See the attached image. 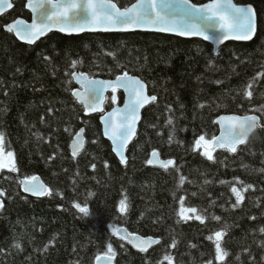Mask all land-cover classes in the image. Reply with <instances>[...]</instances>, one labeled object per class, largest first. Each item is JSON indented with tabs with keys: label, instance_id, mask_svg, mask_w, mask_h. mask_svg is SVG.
<instances>
[{
	"label": "trees",
	"instance_id": "trees-1",
	"mask_svg": "<svg viewBox=\"0 0 264 264\" xmlns=\"http://www.w3.org/2000/svg\"><path fill=\"white\" fill-rule=\"evenodd\" d=\"M114 1L120 7L134 2ZM235 1L254 5L258 35L251 43H227L217 55L202 40L143 32L77 37L52 33L26 45L4 27L18 17L30 20L23 1L0 17V133L18 169H0V190L5 191L0 197V264H96L95 256L109 243L116 264H157L165 252L172 255L173 264H203L209 259L213 264H264V128L235 153L214 151L211 161L200 154L202 147L192 150L200 135L210 139L219 134L213 121L221 115L254 114L264 125V112L256 111L264 105V0ZM72 61H77L75 69ZM125 70L143 79L157 100L145 109L124 166L103 136L100 115L86 117L72 96L78 86L71 73L111 79ZM246 91H252L251 99ZM116 94L115 103L113 93L108 95L106 111L123 103V92ZM169 117L172 125L167 124ZM82 127L86 147L73 158L71 142ZM154 149L162 159H173L175 166L165 170L147 165ZM33 175L45 181L52 195L36 199L23 191L18 181ZM181 175L186 179L177 189ZM237 180L253 187L243 193V204L232 208L231 187H242ZM180 196L186 207H195L204 217L203 224L194 218L177 223ZM125 197L127 211L121 214L118 205ZM74 203L87 206L90 215L79 213ZM225 224L230 227L219 242L228 256L217 261L213 234ZM110 225L161 242L140 253L112 235ZM173 238L175 248L170 247Z\"/></svg>",
	"mask_w": 264,
	"mask_h": 264
},
{
	"label": "snow or ice",
	"instance_id": "snow-or-ice-1",
	"mask_svg": "<svg viewBox=\"0 0 264 264\" xmlns=\"http://www.w3.org/2000/svg\"><path fill=\"white\" fill-rule=\"evenodd\" d=\"M11 9L13 5L9 0H0V14L4 9ZM26 7L33 13L31 23H27L23 19H16L12 23L5 25L8 33H14L16 38L22 40L28 45H32L40 36L56 29L61 32L72 34L83 31H135L137 29L169 32L180 36H198L205 41H212L219 45L225 40L241 39L250 40L256 32V12L251 5L238 6L232 0H211V2L196 5L190 0H134L130 5L119 7L114 0H26ZM218 54V53H217ZM45 60L49 57L45 56ZM77 61L71 62V67L75 69ZM19 71V68L17 69ZM68 75V73H66ZM260 75H264L261 73ZM71 80L80 86L79 89L71 90L72 96L83 107L85 115L90 112H103L104 93L111 90L113 95L111 101L116 102L118 89H123L127 96L122 108H115L112 112L101 117V123L104 125V136L111 141L112 151L120 158L121 164H126L124 152L128 143L136 134V124L140 119V109L150 102L157 100L156 95H148L146 93V83L135 76L129 75L125 70L122 74L115 76L114 80L94 79L90 74L79 71L71 73ZM71 80L68 83H71ZM248 89L252 88V83L247 85ZM249 99L252 98V91L244 93ZM204 107V105H200ZM170 110V109H169ZM49 113L53 111L48 109ZM256 111L264 112V105ZM43 120L44 118L41 117ZM260 117L256 115H221L213 123L220 126L219 135H213L210 139H206L205 135H200L195 140L193 151H198L203 147L201 155L208 160H213V152L215 149H224L230 153H235L237 147L246 144L249 136L258 128H264L260 123ZM168 125L173 124V119L169 117ZM67 130V129H66ZM174 130V129H173ZM84 128H80L76 133L75 139L72 141V155L75 158L80 150L84 147L83 139ZM40 139L39 133H36ZM172 140L170 134L169 141ZM93 143L96 141L93 140ZM4 137L0 133V169L7 168L9 172H16L14 154L8 151L6 154L3 149ZM158 164L159 167L167 170L170 166H175L173 159L166 161L159 159V153L154 149L151 152V158L146 160L147 165ZM95 170L96 165H91ZM107 168V162H105ZM247 167V166H245ZM179 172V168H175ZM264 172V168L260 169ZM185 177L180 176L177 184L179 189L185 182ZM24 192L34 196H50L52 190L47 187L38 176H25L18 181ZM205 184L209 183L207 179ZM224 183V181H221ZM242 185L238 188L231 187V192L235 196V202L232 208H237L244 202V192L253 186L251 184L244 185L242 181L237 180ZM92 195L91 192L88 193ZM196 195V193H192ZM5 196V191L0 190V197ZM126 197L119 201L118 211L121 214L126 213L127 204ZM214 203V202H213ZM179 209L176 215L180 220L187 222L189 219H196L201 224L204 223V217L197 215L195 207H186L183 196L179 197ZM3 201L0 200V209H3ZM73 207L82 213L85 217L90 215L87 206H81L80 203H74ZM186 213H192L188 216ZM213 219L219 221V216H213ZM255 219V217H251ZM112 235L119 236L121 240H128L129 243L136 247L140 252H147L152 244H160L159 239L148 237L146 240L140 236H133L125 229L111 226ZM230 226L225 224L224 229L215 231V260L223 261L228 256V252L221 246L224 233ZM260 232L264 233V227L260 228ZM213 235H208L207 240L213 241ZM177 241L173 238L170 245L175 248ZM123 247V245H121ZM17 249L20 244L14 245ZM47 251V247L44 249ZM113 246L109 243L107 250L95 256L96 264H112L115 258ZM236 260H240L237 255ZM173 264L171 254L165 252L162 260L157 264ZM203 264H213V260L209 259Z\"/></svg>",
	"mask_w": 264,
	"mask_h": 264
},
{
	"label": "water",
	"instance_id": "water-1",
	"mask_svg": "<svg viewBox=\"0 0 264 264\" xmlns=\"http://www.w3.org/2000/svg\"><path fill=\"white\" fill-rule=\"evenodd\" d=\"M15 1H18V0H9V2L13 5V7L11 8V9H8V8H6L5 7V9H4V12H3V14H0V17H2V16H4L5 14H7V13H9V12H11L12 10H14V8H15ZM25 2H26V0H24ZM115 2V1H114ZM190 2L191 3H194L192 0H190ZM209 2H211V1H208V2H206V3H209ZM232 2L234 3V4H236V5H238V6H247V5H251V6H253V8H254V10H255V12H256V32H255V34L253 35V37H252V39H250V40H241V39H230V40H225V41H223L222 43H220L219 45H217V44H215V43H213L212 41H205V40H203V38H201V37H198V36H191V37H188V36H180V35H176V34H174V33H169V32H155V31H149V30H143V29H137V30H135V31H111V32H105V31H83V32H79V33H75V32H73L72 34H68V33H66V32H61V31H58V30H56V29H53L52 31H50V32H48L47 34H45V35H43V36H40L39 37V39H37L36 40V42L34 43V44H32V45H35L36 43H38L40 40H42V39H44V38H46L47 36H49L50 34H52V33H58V34H61V35H64V36H68V37H77V36H81V35H84V34H120V33H124V34H127V33H136V32H143V33H155V34H161V35H168V36H173V37H177V38H181V39H184V40H195V39H198V40H202V41H204V42H206V43H209L210 45H212L213 46V48H214V52H215V54L217 55V53H219L220 52V49L222 48V46H224L225 44H227V43H230V42H236V43H251V42H253L255 39H256V37H257V35H258V30H259V17H258V13H257V10H256V8L254 7V5H252V4H238L235 0H232ZM206 3H202V4H196V5H203V4H206ZM118 5V4H117ZM119 6V5H118ZM120 7V6H119ZM26 10L31 14V18H30V20H28V19H25V18H23V17H19V18H17V19H23L24 21H26L27 23H31V21H32V16H33V13L31 12V10L30 9H28L27 7H26ZM16 20V19H15ZM13 22V21H12ZM11 22V23H12ZM10 24V23H9ZM6 31V30H5ZM14 34V33H13ZM14 36H15V34H14ZM16 37V36H15ZM19 42H21V43H23V44H26V43H24L22 40H19V39H17ZM26 45H28V44H26ZM80 72V71H79ZM87 74V73H86ZM129 75H131V76H135V75H132V74H130L129 73ZM135 77H137V78H140V77H138V76H135ZM92 78H94V79H100V80H114L115 78H111V79H105V78H101V77H92ZM141 79V78H140ZM143 80V79H142ZM75 81V80H74ZM144 81V80H143ZM145 82V81H144ZM76 83V82H75ZM146 83V82H145ZM76 85L78 86L76 89H79L80 88V86L76 83ZM146 93L148 94V95H151L150 94V92H149V87H148V84L146 83ZM117 91H121V92H123V94H124V101H123V103L122 104H119V103H116L115 105H114V107L111 109V110H109V111H106V101H107V98H108V95L110 94V93H112V91L111 90H108L107 92H105L104 93V97H105V99H104V102H103V105H102V107H103V109H104V111L103 112H90L89 114H87V115H85L86 117H91V116H94V115H100V124H101V126H102V133H103V136H104V125L101 123V117L102 116H105L107 113H110V112H112L113 111V109H115V108H122L123 107V105H124V102L126 101V99H127V96H126V94L124 93V91H123V89H118ZM157 97V96H156ZM154 102H150V103H148V104H145V106L143 107V108H141L140 109V113H139V116H140V119H139V121L137 122V124H136V134H135V136L130 140V142L128 143V145H127V148H126V150H125V152H124V156H125V158H126V161H127V163H128V161H129V157H128V150H129V148H130V146L132 145V143L135 141V139L137 138V135H138V132H139V129H140V125H141V123H142V120H143V116H144V111H145V109L146 108H148L151 104H153ZM224 115H233V114H224ZM237 115V114H236ZM254 115V114H253ZM256 116H258V115H256ZM258 117H260V116H258ZM260 123H261V119H260ZM82 128H84V133H83V139H84V147H83V149L82 150H80V152H79V154L78 155H76L75 156V158H77L83 151H84V149H85V147H86V142H87V137H86V128L85 127H82ZM219 129H220V126H219ZM257 131V129L249 136V138H248V141L250 140V138L252 137V135L255 133ZM79 132V131H78ZM219 135V134H218ZM76 136V135H75ZM104 138L107 140V141H109L110 143H111V141L110 140H108L107 139V137H105L104 136ZM74 139H75V137H74ZM73 139V140H74ZM247 141V142H248ZM246 142V143H247ZM71 144H72V142H71ZM112 145V144H111ZM243 145H245V144H242V145H239L238 147H237V150L241 147V146H243ZM218 150H223V149H219V148H217V149H215V151H218ZM158 152V151H157ZM114 153V155L117 157V159L120 161V158L116 155V153L115 152H113ZM159 153V152H158ZM71 154H72V147H71ZM73 156V155H72ZM149 158H151V154H150V156H149ZM159 159L160 160H164V159H162V157H161V155H160V153H159ZM164 161H166V160H164ZM127 163L126 164H123L124 166L125 165H127ZM151 166H153V167H156V168H161V167H159V165L158 164H153V165H151ZM39 178H40V180L48 187V185L45 183V181L39 176ZM23 189V188H22ZM24 191V190H23ZM26 193V192H25ZM26 194H28V195H30L31 197H33V198H36V199H42V198H45V197H47V196H34V195H31L30 193H26ZM1 200V199H0ZM120 229H125L128 233H131L127 228H125V227H121ZM133 236H140V237H142V238H144L145 240L148 238V237H152L153 239H158V238H155V237H153V236H143V235H141V234H137V233H131ZM160 240V239H159ZM123 241H125V242H127V243H129L128 242V240H123ZM161 242V241H160ZM132 247H133V245L131 244V243H129ZM158 244H152V246L148 249V251H150L152 248H154L155 246H157ZM133 249L135 250V251H137V252H140L136 247H133ZM147 251V252H148ZM140 253H145V252H140ZM116 262H117V258L115 257L114 258V260L112 261V264H116Z\"/></svg>",
	"mask_w": 264,
	"mask_h": 264
},
{
	"label": "flooded vegetation",
	"instance_id": "flooded-vegetation-1",
	"mask_svg": "<svg viewBox=\"0 0 264 264\" xmlns=\"http://www.w3.org/2000/svg\"><path fill=\"white\" fill-rule=\"evenodd\" d=\"M19 1V0H18ZM21 1H23V3H24V6H25V9H26V2L24 1V0H21ZM16 2V1H15ZM14 2V3H15ZM19 18V17H18ZM15 19H17V18H15ZM14 21V20H13ZM11 23V22H10ZM9 24V23H8Z\"/></svg>",
	"mask_w": 264,
	"mask_h": 264
},
{
	"label": "rangeland",
	"instance_id": "rangeland-1",
	"mask_svg": "<svg viewBox=\"0 0 264 264\" xmlns=\"http://www.w3.org/2000/svg\"><path fill=\"white\" fill-rule=\"evenodd\" d=\"M115 95H117V94L115 93ZM116 97H117V96H116ZM3 149H4V148H3ZM202 149H203V147H202ZM4 152H5V154L7 153V151H5V150H4ZM13 158H14V161H15V157H13Z\"/></svg>",
	"mask_w": 264,
	"mask_h": 264
}]
</instances>
